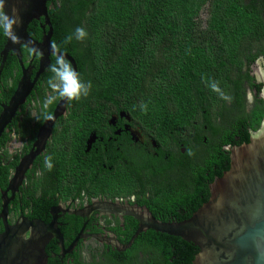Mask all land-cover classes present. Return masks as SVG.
<instances>
[{
    "label": "trees",
    "instance_id": "trees-1",
    "mask_svg": "<svg viewBox=\"0 0 264 264\" xmlns=\"http://www.w3.org/2000/svg\"><path fill=\"white\" fill-rule=\"evenodd\" d=\"M206 1L47 2L52 45L75 59L76 82L83 78L90 84L88 94L76 101L92 105L101 104L104 97L116 98L138 118L148 116L163 126L175 123L177 136H187L191 128L199 127L193 126L195 121L204 122L212 133L204 151L175 160V172L182 175L179 185L187 187L184 180L190 177L201 189L195 188L196 197L203 193L195 206L175 220L187 218L208 199V184L230 165V148L248 142L264 117L262 82L250 73L251 63L264 56V0H209L210 15L203 22L200 15ZM77 28H84L87 35L77 38ZM27 31L39 39L38 20H32ZM62 64V70L51 68L50 74L60 75L66 84L71 67L65 60ZM246 85L254 93L249 109ZM1 139L5 142L8 136ZM205 170L210 173L204 182ZM3 171L0 165V183L7 177ZM141 235L123 261L110 257L109 263L84 262L76 257L73 263L191 264L198 251L179 236L153 229ZM143 248L148 254L135 263V249Z\"/></svg>",
    "mask_w": 264,
    "mask_h": 264
},
{
    "label": "flooded vegetation",
    "instance_id": "flooded-vegetation-1",
    "mask_svg": "<svg viewBox=\"0 0 264 264\" xmlns=\"http://www.w3.org/2000/svg\"><path fill=\"white\" fill-rule=\"evenodd\" d=\"M209 3L206 1L201 10V14L206 15L203 22L210 15ZM38 23L40 27V21ZM0 26H3L0 28L2 38V18ZM4 43L5 40L0 51ZM51 46L59 53L69 54L58 51L52 43ZM20 51L21 59L12 51L7 52L3 62L0 56V111L15 91L23 69L30 68L31 80L38 69L40 53L25 45L20 46ZM49 58L50 62L36 78L25 102L0 135L1 140L8 136L5 142L0 141V165L2 173H7L6 180L0 183V233L4 230V219L12 225L29 221L54 224L62 246L59 238H49L44 245L48 264H74L76 257L84 262L109 263L110 257L123 261L135 238L151 229L137 232L130 246L125 247L140 222L151 218L178 221L175 220L178 215H184L203 197L200 192L197 199L195 188H200L190 177L184 180L185 184L188 182L187 187L179 185L182 175L175 172V160L189 159L194 152L201 153L211 144L209 140L213 135L204 122L195 121L193 126L199 127L191 128L187 136H177L175 123L163 126L148 116L138 118L116 98L104 97L101 104L92 105L67 98L65 105L57 107L62 97L60 92L68 86L69 80L63 83L60 75L50 74V70H62L64 60L71 71L72 66L67 59L53 53ZM262 58L264 56L251 63V74L256 61ZM54 62L61 64H52ZM77 83L87 85L83 78ZM262 92L261 89L260 96ZM253 96L246 85V108L248 103L252 104ZM223 146L228 148V145ZM31 153L35 155L22 171L20 184L13 191L7 190L9 180ZM47 158H51V169L46 166ZM209 171H204V182ZM4 199L7 214L3 218ZM24 236H30V226ZM85 242H92L93 246ZM143 249H135V263L148 254L149 251ZM84 255L90 259L85 260Z\"/></svg>",
    "mask_w": 264,
    "mask_h": 264
},
{
    "label": "water",
    "instance_id": "water-1",
    "mask_svg": "<svg viewBox=\"0 0 264 264\" xmlns=\"http://www.w3.org/2000/svg\"><path fill=\"white\" fill-rule=\"evenodd\" d=\"M48 0H5L4 11L9 20L16 17L5 43L0 51L2 62L8 51L21 59L20 46L25 45L33 52L40 53L39 66L33 80L30 68L23 69L20 81L0 111V135L23 104L38 75L50 62L49 55L67 59L71 66V76L76 78V63L67 53H59L51 46L52 25L48 15ZM32 20L40 21V40L27 31ZM263 84L264 81H260ZM69 84V83H68ZM263 97V92L261 93ZM68 96H62L60 107L66 104ZM264 98V97H263ZM59 112L55 113L57 115ZM54 116L50 120H54ZM46 129L49 128V119ZM44 140V137L41 141ZM26 156L19 172L9 180L7 190L16 189L21 182L22 171L34 157ZM7 214V201L1 209L3 218ZM0 233V264H48L44 245L50 237L59 238L60 233L54 224L43 225L37 222H21L18 225L7 223ZM30 226V236L24 231ZM151 228L158 232L179 236L197 246L191 264H264V117L260 128L252 132L249 141L230 148V165L209 184V197L190 216L175 222L160 221L154 218L140 222L136 232L125 244L130 246L137 232ZM74 242H72L73 244Z\"/></svg>",
    "mask_w": 264,
    "mask_h": 264
},
{
    "label": "clouds",
    "instance_id": "clouds-1",
    "mask_svg": "<svg viewBox=\"0 0 264 264\" xmlns=\"http://www.w3.org/2000/svg\"><path fill=\"white\" fill-rule=\"evenodd\" d=\"M4 4H5V0H0V18H2L4 21H8L9 15L4 11ZM16 22H18L17 18L13 17L11 22L4 26L5 35L9 34V30L11 29L12 23H16ZM76 32H77V38H83L87 35V32L84 28H77ZM68 80H69V84L66 88H64L60 92L61 96H68V98L71 99V98H79L81 94L83 95L88 94L90 84L85 85L83 83H77L76 80L73 79L71 75L68 76ZM213 87L215 88L216 85H213ZM81 89H83L82 93H81ZM45 163L49 169L52 168L51 158H47Z\"/></svg>",
    "mask_w": 264,
    "mask_h": 264
},
{
    "label": "rangeland",
    "instance_id": "rangeland-1",
    "mask_svg": "<svg viewBox=\"0 0 264 264\" xmlns=\"http://www.w3.org/2000/svg\"><path fill=\"white\" fill-rule=\"evenodd\" d=\"M204 16H206V15L202 12V14L200 15L201 19H204ZM253 74L255 75V78L257 81H264V58L256 61V66L253 70ZM248 96H249V102H250L251 95L248 94ZM263 97H264V88H263ZM247 105H248L247 109H249L251 106L250 103H248ZM86 244H88V246H93L92 242H85V245ZM84 259L89 260L90 258H89V256L84 255Z\"/></svg>",
    "mask_w": 264,
    "mask_h": 264
}]
</instances>
